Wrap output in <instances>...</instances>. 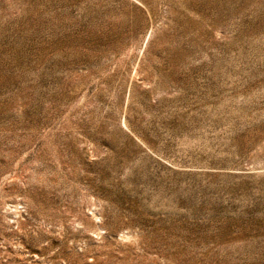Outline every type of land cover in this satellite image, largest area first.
Segmentation results:
<instances>
[{"label": "rangeland", "instance_id": "1", "mask_svg": "<svg viewBox=\"0 0 264 264\" xmlns=\"http://www.w3.org/2000/svg\"><path fill=\"white\" fill-rule=\"evenodd\" d=\"M0 264H264V0H0Z\"/></svg>", "mask_w": 264, "mask_h": 264}]
</instances>
